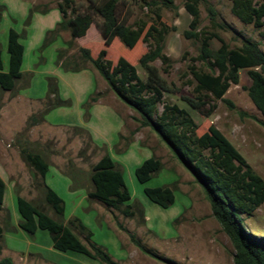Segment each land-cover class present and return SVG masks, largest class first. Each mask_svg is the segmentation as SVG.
Here are the masks:
<instances>
[{
	"label": "rangeland",
	"instance_id": "374dc122",
	"mask_svg": "<svg viewBox=\"0 0 264 264\" xmlns=\"http://www.w3.org/2000/svg\"><path fill=\"white\" fill-rule=\"evenodd\" d=\"M60 1L0 0V4L6 5L0 21V47L6 66L9 62V29L13 27L22 33L26 31L20 39L26 47L23 70L30 65L33 67L34 94L43 93L41 96L44 97L47 93V90L46 93L43 92L44 82L48 84V76L56 72L59 75L55 77L60 80L61 95L73 103L64 109L53 111L48 117L51 122L63 124L76 121L80 110L85 109L84 104L94 95L103 102L114 105L117 116L125 120V125L122 132L111 134V131L105 141V137L100 135L98 144L95 142L97 145L90 141L87 132L78 131L74 127H53L43 123L32 130L33 123L28 117L29 106L22 109L19 103L18 107L10 108L8 101L1 97L5 91L0 87V171L9 184L7 207L0 210V223L4 227V233L0 237V259L9 256L14 264H103L80 252L55 249L48 230L38 229L32 235L19 227L21 216L17 209V195L44 206L51 215L58 217L47 206L45 191L38 185L41 176L34 175L35 169L26 156L28 152H40L50 163L46 180L64 201L65 221L68 222L75 216L81 218L93 232L90 241L103 245L121 264H235V246L213 216L203 188L160 136L149 126H141L134 119L133 116L139 114L117 98L102 75L85 59L80 48H90L93 56H99L106 50L105 56H100L99 59L107 68L133 64L145 79L147 72L140 65L139 58L147 51L148 42L153 36L164 34L166 53L171 56L173 67L169 73L162 71V75L169 84L180 88L179 91L165 92V100L186 108L198 123V133L201 136L210 134L212 129L218 131L243 157L248 165L245 164L244 167H250L264 178V115L249 96L247 87L251 84V78L247 69L240 70V82L232 83L224 96L234 103V107L219 99L215 100L217 107L210 111L213 101L206 98L209 103L202 108H195L188 102V98L196 99L198 96L190 65L196 64L204 69L207 66L203 62L192 61V57L200 52L201 41L184 36L192 19L184 6L186 0H172L173 3H169V6L163 3L164 0H156L157 4L152 6L145 5L143 0H125V4H120L121 18L141 32L132 48L129 45L123 46L119 38H115L108 47L104 45L98 26L102 20L99 14H94V23L87 36L73 39L69 30H61L54 43L43 47L47 33L43 31L51 24L49 21L56 13L45 19L37 17V20H33L32 17L27 24L29 10L38 9L35 14L46 9H58ZM94 1L103 3L105 0ZM89 3L90 0H75L78 12H82ZM231 3V0L203 1L200 5V28L217 32L231 47L241 45V37H247L264 50V39L260 35L264 26L257 28L241 22L231 12ZM209 5L218 10V20L226 22L229 28L211 27L207 11ZM152 16L156 21H151ZM68 42L71 45L68 46ZM220 45L219 39L211 40L213 49ZM59 50L62 54L60 62ZM61 62L70 70H65ZM153 63L160 68L162 66L160 60ZM74 68L90 70L75 72L71 70ZM28 83L29 76L10 93H18ZM78 99H84L82 107L77 105ZM46 101L44 99L36 104L34 113L38 118L46 108ZM95 105L96 101L91 104V113L94 112ZM101 109L96 108L97 125L106 136L103 125L110 118ZM160 109H163L162 105ZM82 117L84 122L87 121L85 113ZM114 127L113 125V129ZM207 150L212 155V150ZM106 152L123 166L132 201L138 200L143 205V211L138 208L133 218L87 197V190L92 189V167ZM152 156L162 161V168L148 182L141 183L136 177L135 169ZM77 170L81 174H76ZM70 172H74L79 179L74 186L84 188L75 191L70 188V178L66 175ZM164 185L173 187L176 194L175 203L168 208L153 202L145 193L147 186ZM244 216L248 230L264 235V203L253 215ZM75 230L86 244L90 243L86 237L87 231L81 233L76 227Z\"/></svg>",
	"mask_w": 264,
	"mask_h": 264
},
{
	"label": "trees",
	"instance_id": "16d2710c",
	"mask_svg": "<svg viewBox=\"0 0 264 264\" xmlns=\"http://www.w3.org/2000/svg\"><path fill=\"white\" fill-rule=\"evenodd\" d=\"M143 1L149 6L157 4L156 0ZM203 1L205 0H186L184 3L186 10L192 16L190 28L184 31V36L201 41L200 52L192 57V61L203 62L207 66V69H204L197 67L196 64L190 65V72L195 80V92L198 96L196 99L188 98V102L195 108H202L209 103L206 99L209 98L213 101L209 109L212 111L217 107L215 100L222 99L234 107V103L224 96L232 83L240 82V70L247 69L251 78V84L247 87L249 96L264 115V50L257 42L247 37H241V45L231 47L217 32L200 28L202 17L200 5ZM231 1V12L241 22L252 24L257 28L264 26V0ZM125 2V0H105L103 3H96L90 0L87 7L82 12H78L75 0H61L57 7L62 14V19L53 29L47 31L43 47L52 44L59 37L61 30H69L73 39L83 37L94 23V14L102 17L98 26L106 47L110 46L115 38H119L125 47L126 45L134 47L141 32L133 29V25L127 24L121 18L119 7ZM163 3L169 6V3L173 1L164 0ZM5 10L6 5L0 4V21ZM36 11L39 10L30 8L27 24L31 22ZM48 11L46 9L40 12ZM207 11L212 28L230 27L226 22L218 20V10L214 6L209 5ZM150 19L156 21L154 16ZM23 33L13 27L9 29L7 69L0 47V87L4 91L15 90L23 78L29 76L30 79L33 75L32 72L22 71L25 45L20 39L24 36ZM260 35L264 39V30L260 31ZM164 36V34L153 36L148 42L147 51L139 58L140 65L147 72L145 79L140 76L137 66L133 64L119 65L113 69L107 68L99 59L100 56H105L106 50H103L99 56H93L90 48L87 47H81L80 50L85 59L89 60L106 80L117 98L139 114V116L134 115V119L138 120L141 126L152 128L203 188L213 216L235 246V264H264V235L248 230L244 218V215H253L264 203V178L250 167H244L245 164L248 165L243 157L218 131L212 129L210 134L201 136L198 133L199 125L190 112L177 103L165 100V92L179 91L180 88L169 84L162 75V71L169 73L173 67L172 58L166 53ZM213 38L221 41L217 49L211 47ZM66 44L69 46L71 42ZM61 55L59 50L58 59ZM156 60L162 62L161 68L153 63ZM58 61L60 62V59ZM61 65L65 70H70L64 66V62H61ZM71 70L76 72L81 69ZM46 100V108L41 113L42 118L52 109L72 105L70 99L61 96L59 80L55 76H48ZM97 100L98 97L93 95L84 104L87 119L91 116V104ZM160 105L163 106L162 110ZM36 118L33 116L31 122L37 121ZM74 128L87 132L90 141L96 144L88 129L82 126H74ZM207 148L212 150V155ZM26 156L35 169L34 175L41 176V182L38 181V185L45 191L47 206L51 207L58 217L51 215L44 206L22 195H17V209L21 216L19 227L32 235L38 229L48 230L53 247L59 251L80 252L103 264H121L103 245L90 241L93 232L81 218L75 216L70 221H65L64 201L45 180L50 163L40 152H28ZM161 168L162 161L152 156L136 167L135 174L141 183H146ZM80 172L77 170L76 174H81ZM76 174L74 172L66 174L70 178V188L73 191L84 188L74 186V183L79 180ZM90 181L92 189L87 190L89 199L98 201L109 209L118 210L130 218L135 216L138 208L143 211L140 201H132V193L126 184L123 166L109 152L104 153L93 165ZM6 187V181L0 175V210L3 209ZM145 193L163 208L170 207L176 201L175 190L169 185L147 186ZM75 227L81 233L87 231L86 237L90 241L89 244L81 239ZM3 233L4 227L0 223V237ZM137 245L145 250L140 242H137ZM0 264H14V261L7 256L0 259Z\"/></svg>",
	"mask_w": 264,
	"mask_h": 264
},
{
	"label": "crops",
	"instance_id": "0c3cea01",
	"mask_svg": "<svg viewBox=\"0 0 264 264\" xmlns=\"http://www.w3.org/2000/svg\"><path fill=\"white\" fill-rule=\"evenodd\" d=\"M57 11H59V14H58ZM52 14H55V16L53 17L52 20L49 21L51 24L49 26L45 27V29L43 31L45 33L49 29H53L57 25V23L61 21L62 14H61L60 10L57 9V8H55V9L49 10L46 13H40V12L38 13L37 12L33 16V20H35V19L37 20V17L38 18L42 17L41 19H45V18L51 16ZM45 21H47V20H45ZM88 32H89V30H88ZM88 32L83 37L87 36L88 35ZM83 37H79V38H83ZM103 41H104V39H103ZM59 47H61V45ZM25 56H26V47H25L23 65L25 63ZM2 58H3V55H2ZM3 61H4V59H3ZM4 65H5V68L7 69L8 66H9V62H8V65L6 66L5 61H4ZM88 70H90V69L89 68L88 69L86 68V69H82L80 72H86ZM22 71L24 73H31L32 72L34 74L33 67L31 65L28 66L24 70H23V66H22ZM51 74L52 75H49V76H56L57 75L56 72H52ZM57 76H59V75H57ZM25 78H23L21 81H25ZM32 80H33V78L31 77L29 79L28 85L27 84L23 85V87L20 89V91L18 93H12L11 94L10 92H12L13 90H10V91H5V93L1 94V97L3 98V100L4 101H8L7 103H9V107L12 108V109L15 108V106L18 107L19 106V103H20V106H22V109L23 108H26V105H28L29 106L28 107V112H29L28 113V117H29V119H32L33 116L37 117V114L34 113V112H36V111H34V109L36 107V104H37V102L43 101L44 99H46V95H47L46 90L48 91V84H46L44 82V91L43 92L46 93V95L44 97H42L41 95L43 93H39V92H36V91H35L36 93L34 94V84H33V81ZM21 81L19 83H21ZM19 83H18V85H19ZM18 85H17V87H18ZM17 87H16V89H17ZM59 87H60V80H59ZM83 102H84V99H78L77 100V105H79V106L82 107ZM109 104L106 103V102H103L100 99H98L96 101V105H95V108H94V112L91 113V116L89 117V119H87V121L85 120V122H84L82 120V118H83L82 116H84V113H85L84 112L85 110L82 108L80 110L79 114H78V118H76V121H71V122L63 123V124H55V123L51 122L49 120V118H48L50 115H52L53 111L59 110V109H64L65 108V106L57 107L55 109H52L50 112H48L44 116V118H41V117L38 118L37 117L36 118L37 121H34L33 124H32V130L35 129V127L41 126L43 123H45L46 125H49V126H53V127H58V126H65V127L66 126H69V127L82 126V127L86 128V129H88L90 131V133L92 134V137H93L94 141L98 144L99 140L101 139L100 138V135L103 136V138L105 137V139H103L105 141V140H107L108 134L111 131H112L111 134H114V132H122L123 126L125 125V120L122 119V118H120V117H118L117 114H116L117 108L114 105H109ZM112 106H114L115 109ZM96 108L97 109L102 108L101 110L106 114L105 116L110 118V121H108L106 124L103 125L105 127V129H106V133H107L106 136L103 134V131H102V133L100 132V130H99L100 128L97 125L98 116L96 114ZM91 111H92V109H91ZM129 113L132 114V112H129ZM77 119H78V121H77ZM104 121H103V123H104ZM111 122H114V124H113L115 126L114 129H113V125L111 124ZM111 139H113V137H111ZM47 174H48V172L46 173V176H47ZM0 175L6 181V178H5V176L3 175V173L1 171H0ZM45 180H46V177H45ZM46 183L56 192V190L54 189V187H52V185H50L47 182V180H46ZM6 185H7V187H6V194H5L3 209L7 207V196H8L7 192H8V188H9V184H8L7 181H6ZM11 187L12 186H10V192H11Z\"/></svg>",
	"mask_w": 264,
	"mask_h": 264
}]
</instances>
